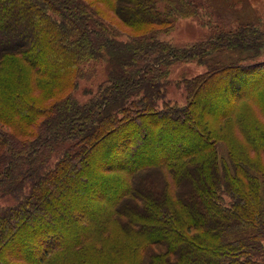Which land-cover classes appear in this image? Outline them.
<instances>
[{"label": "trees", "instance_id": "obj_1", "mask_svg": "<svg viewBox=\"0 0 264 264\" xmlns=\"http://www.w3.org/2000/svg\"><path fill=\"white\" fill-rule=\"evenodd\" d=\"M211 8L0 0V264H264V29L159 40Z\"/></svg>", "mask_w": 264, "mask_h": 264}, {"label": "rangeland", "instance_id": "obj_2", "mask_svg": "<svg viewBox=\"0 0 264 264\" xmlns=\"http://www.w3.org/2000/svg\"><path fill=\"white\" fill-rule=\"evenodd\" d=\"M207 6L212 8L202 11L198 17L179 18L174 27L166 34H161L159 40L170 43L176 47H187L204 41L212 32L215 22L235 28L240 24H261L264 29V0H206ZM126 38V37H124ZM206 71L204 66L197 62L177 63L170 69L169 83L166 88L165 101H170L179 106L187 103V93L184 81L192 79ZM106 78L105 72L98 67L97 73L90 80H80L79 88L74 92V97L80 102H86L90 90L95 93L99 84ZM221 154H226V146L220 148ZM0 201V207L5 205Z\"/></svg>", "mask_w": 264, "mask_h": 264}]
</instances>
